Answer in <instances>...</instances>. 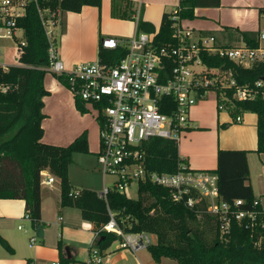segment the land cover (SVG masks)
<instances>
[{
	"label": "trees",
	"instance_id": "1",
	"mask_svg": "<svg viewBox=\"0 0 264 264\" xmlns=\"http://www.w3.org/2000/svg\"><path fill=\"white\" fill-rule=\"evenodd\" d=\"M121 4L123 0H113ZM102 0H37L38 7L61 12L79 13L83 7H100ZM220 0H179V21L194 18L198 7H219ZM261 12V10H260ZM172 20L169 14L162 16L154 44L161 46L173 43ZM23 31L25 45L18 57V64L0 69V200H22L24 212L36 224L40 219L41 172L58 179L60 205L79 210L81 218L91 224L97 233L96 248L102 252L118 240V236L102 230L111 215L123 233H147L155 242L147 247L152 259L159 262L168 258L176 264H264V228L251 226L246 220L233 222L230 238L221 236L219 221L209 214L205 202L195 199L187 207L175 202L167 188L148 180L137 183V198L110 191L106 198L91 189L73 188L68 169L75 153L88 154L86 134L82 133L67 146L43 143L42 121L44 76L48 72V40L43 30L37 8L27 7L24 17L17 20ZM138 30L154 34L155 30L146 21H138ZM246 46L257 48L259 36L255 32L241 33ZM125 54L123 48L103 49L98 44V59L105 64H114ZM208 67L231 69L236 84L252 91V97L242 101L232 99L233 90H226L231 103H226L230 115L235 118L243 112L256 115L257 146L255 153H264V83H256L264 77V62H256L250 68L215 55L203 54ZM55 76V75H54ZM65 87L62 77L55 76ZM67 88V87H66ZM76 109L86 113L83 103L75 99ZM100 127V126H99ZM144 168L158 174L175 173L182 163L178 155V143L172 139L149 138L140 144ZM245 150L218 149L216 168L218 193L222 201L232 204L243 201L240 209L261 211L259 202L254 205V196L249 183V169ZM261 231V245H256V232ZM0 245L13 253L10 245L0 237ZM68 261H65L67 264ZM23 264H31L26 261Z\"/></svg>",
	"mask_w": 264,
	"mask_h": 264
},
{
	"label": "built area",
	"instance_id": "2",
	"mask_svg": "<svg viewBox=\"0 0 264 264\" xmlns=\"http://www.w3.org/2000/svg\"><path fill=\"white\" fill-rule=\"evenodd\" d=\"M31 4L37 8L48 40V72L62 77L73 98L96 114L100 126L97 164L104 178L107 175L115 177L110 188L103 184L98 193L100 197L106 198L110 191L124 193L133 182L148 180L167 188L175 202L187 207L193 206L195 199L204 201L207 212L217 217L221 236L225 238L231 237L233 222L240 224L246 220L251 226L258 225L260 230L264 228V211L257 214L254 210L240 209L244 204L240 199L232 204L221 200L214 172L191 170L182 163L175 173L148 172L140 150V144L153 137L178 143L191 129L190 108L210 92L215 94L220 111L227 110L226 103H231L226 95L228 89L233 90V100L252 97L251 89L236 84L231 69L208 67L202 60L203 54L250 68L253 63L264 62V47L218 46L213 36L194 34L191 28L184 26L175 8L170 14L173 43L157 46L154 44L156 34L137 29L127 40L103 37L99 46L111 50L123 48L122 58L114 64H105L99 59L80 62L66 70L58 58L54 38L61 15L59 9H41L37 0H0V39L12 40L18 31H22L17 27V20L25 16ZM138 16V13L134 16L136 22ZM259 38L263 40L264 33ZM24 45L23 38L16 45L17 63ZM7 66L0 65V69L6 70ZM263 83L260 80L256 86ZM233 120L240 122V114ZM43 174L45 172H41ZM53 181L52 176L46 179L47 184ZM23 219L32 221L28 214H24ZM102 230L116 234L120 239L119 248L132 252L154 243L147 233H123L112 215ZM260 230L255 234L257 246L261 245ZM35 245L36 238L32 236L29 247ZM101 261L100 251L94 244L87 264H100Z\"/></svg>",
	"mask_w": 264,
	"mask_h": 264
},
{
	"label": "crops",
	"instance_id": "3",
	"mask_svg": "<svg viewBox=\"0 0 264 264\" xmlns=\"http://www.w3.org/2000/svg\"><path fill=\"white\" fill-rule=\"evenodd\" d=\"M113 3V0H102L100 7L85 6L79 13L61 12L54 38L58 58L64 67L69 68L80 62H90L95 57V54H97L98 59V41L100 38L109 37L104 34H114L111 38L127 40L133 36L136 29L138 30V21L140 20L151 24L155 30L154 34H156L161 25L162 16L169 14L172 9L177 8L179 0H123L121 4H118L116 10L113 8ZM210 8H217L216 10L219 12L217 19L220 24H222L221 22H225L223 26L210 29L221 34L223 41H219L215 33L195 30L185 21H182L183 25L191 28L194 34L213 36L218 46L228 47L238 46L235 41L236 39L243 41L241 36L243 32H255L258 36L264 33V27L260 26L261 18L264 17V0H220L219 7H198L194 9V14L198 13L197 11H202L201 17L205 18L207 16L206 11L210 10ZM136 13L139 15L137 22L134 20ZM226 20L229 21L227 22ZM249 21L253 22L252 25H247ZM60 22L63 26L61 31H59ZM57 30L58 33L60 32L59 34ZM22 34V31H18L11 42L13 41L17 45L18 41L22 39ZM115 35L126 36V38L116 37ZM258 39L261 46L260 42L264 41V39ZM59 48L60 50H64L66 54L71 50H77V57L75 54L72 56L61 55L59 54ZM44 87L48 91V95L43 99L44 106L42 111L45 115L42 121L44 134L41 141L43 143L47 142V144L50 143L51 145L67 146L82 133L94 128L93 121L89 126H86L84 123V119L87 118L91 110L87 109V112L83 114L79 112L76 109L75 100L70 91L50 72H47L44 76ZM205 99L207 97L203 100ZM214 99L216 100V96ZM203 100H200L190 108L188 115L191 129L178 142V155L182 164L191 170L211 172L216 168L218 149L247 151L246 159L249 169V183L255 201L259 202L261 210L264 211L260 200V197L264 194V153L258 154L254 152L257 146L256 115L251 112H243L240 114L241 121L236 123L228 109L218 110L217 101L215 103L211 99L212 101L202 103L201 101ZM92 118L98 124L95 116H92ZM73 120L77 121V123L73 124ZM68 121L71 122V125L68 124L69 126L65 123ZM88 134L89 153H75L73 155L72 163L68 169V176L73 188L91 189L99 193V177L95 173V167L101 173L96 159L100 149L99 125L98 142L96 138H91V133ZM89 157H92L93 160ZM86 159L91 160V163L87 164ZM255 159L261 161L259 176L255 175L256 169L253 164ZM77 171H79V176H81L80 180H77L75 177V172ZM45 174L48 173L45 172ZM92 178H96L97 183ZM102 180H104L103 175ZM54 182L55 180L51 184H48V186H52ZM57 182L59 183L58 179ZM75 182H79L78 185ZM58 191L59 198L54 203L53 226L59 229L64 242L58 240L57 244L53 245L54 250L50 251V257L53 259L59 258L63 263L68 261L67 264H87L97 235L92 231L91 224L81 218L79 210L60 205V187ZM41 192L40 185V219L36 224L23 219L25 212L22 200H6L20 201L21 203L19 213H8L9 218L13 221H25L24 223L35 232L37 225L44 222V203L42 204L41 201ZM58 203L61 208L58 207ZM74 211H77V214ZM1 214L0 211V217L2 216ZM18 226H22L21 229H18ZM17 230L23 231L24 224H18ZM32 236H36L35 233L28 239V249L37 250L36 253L38 255L44 253L46 250L45 239L42 237H40L41 239H36V245L30 248L29 240ZM0 237L4 240L7 239L1 230ZM119 241L120 239L114 241L110 247L100 252L102 256L100 264H172V260L168 258H162L159 262H155L147 248H142L137 252L119 248ZM6 242L8 243L9 240L7 239ZM153 242H155L154 236ZM66 248L69 249V254H67ZM12 249L14 252V248ZM24 260L23 263L30 261L31 264H35V260L31 257H25ZM51 264L56 263L53 261Z\"/></svg>",
	"mask_w": 264,
	"mask_h": 264
},
{
	"label": "rangeland",
	"instance_id": "4",
	"mask_svg": "<svg viewBox=\"0 0 264 264\" xmlns=\"http://www.w3.org/2000/svg\"><path fill=\"white\" fill-rule=\"evenodd\" d=\"M116 4L113 3V8L115 9ZM217 8H210V10L206 11L207 16L205 18L201 17V13H203L202 11H197L198 13H195L194 18L191 20H185L186 23H188V25L192 28H194L195 30H202V31H207V32H212L215 33L217 35V38L219 41H223V36L221 34H218V32H215L214 30H210L212 28H217L220 26H223V23L225 22H221L222 24H220V22H218V11L216 10ZM115 12V11H114ZM173 9L169 12L172 13ZM118 14V13H117ZM227 22L229 20H226ZM252 21L247 22V25H252ZM260 26L264 27V17L261 18L260 21ZM62 23L60 22V28L59 31L62 30ZM256 27V25H255ZM97 30V29H96ZM58 33V30H57ZM60 33V32H59ZM58 33V34H59ZM19 35V34H18ZM97 35V34H96ZM106 36L112 37L114 36V34H104ZM103 35V36H104ZM236 35V34H235ZM116 37H121V38H126V36H118L115 35ZM239 38V37H237ZM97 41V38H96ZM99 42V41H98ZM236 45L238 46H242L243 45V41L241 39H236ZM261 46L264 47V41H261ZM77 48V46H76ZM15 51H16V44L11 40L9 42V39H0V65H16L17 61L15 59ZM77 50H71L70 52H68L67 54L64 52V50H60L59 48V54H66V55H74L77 57ZM93 53V51H92ZM65 55V56H66ZM97 60V54H95V57L90 60V62H95ZM71 67L66 68V70L71 69ZM215 98V94L210 92L207 95V99L201 101L202 103L204 102H208V101H214L216 103ZM212 99V100H211ZM242 114V113H240ZM95 112L94 111H90V114L87 115V118L84 119V123L86 126H89V124L93 121L94 123V128H91L90 131H86L85 134L86 138L88 137L89 139V134L91 133V138H96L97 142H98V124L94 121V119L92 118V116H95ZM71 119V118H70ZM66 125L70 124L71 122H65ZM73 124H76L77 121L73 120L72 121ZM69 126V125H68ZM71 127V126H70ZM88 141V140H87ZM47 143V142H46ZM50 144V143H48ZM89 146V145H88ZM84 156V155H82ZM80 158H84V157H80ZM86 158V157H85ZM91 160H93L92 157H89ZM87 160V164L91 163V160L86 159ZM254 167H255V175L259 176L260 172H259V167L261 165V161L259 159H255V161L253 162ZM96 171V175L99 177L98 179V185H99V189L100 191L102 190V184H104L106 187L110 188L112 186V183L115 181V177L113 176H105L104 180H102V175L101 173L98 172L97 167H95ZM51 176L49 174H43L41 176V201L43 205V219L44 222H41L37 225L35 232H33L32 229H30V227L28 225H26V223H24L25 221H13L12 219L9 218V214H17L19 213V206H20V201H6V200H0V211H1V217H0V230L3 231L4 235L7 237V239L9 240V244L12 248H14V252L13 253H9L7 252L1 245H0V263L4 264V263H23L25 260V257H31L33 260H35V264H51L53 261L56 264H65L62 261H60V259H53L52 257H50V251H52L53 245L57 244V241H63L64 242V238L62 240L61 238V232L59 231L58 228H56L55 226H53L54 223V203L55 201L59 198V183L57 182V179L54 178L55 182L52 186H48V184L46 183V179ZM75 177L77 180L81 179V176H79V171L75 172ZM93 181L95 183H97V179L96 178H92ZM76 185H78L79 182H75ZM125 196L131 199H136L137 198V183L133 182L132 184H130L127 189L124 192ZM256 195V194H255ZM261 200V204L264 207V194L260 197ZM58 207H60L59 203H58ZM75 214H77V211H74ZM52 223V224H51ZM18 224H24V230L26 231H18L17 230V225ZM36 236H34L36 239H41L40 237L45 239V247L46 250L44 253L38 255L36 252L37 250H29L27 247V242L29 237L34 234ZM151 240L153 241V236L150 235ZM6 239V240H7ZM176 262L172 260V264H175Z\"/></svg>",
	"mask_w": 264,
	"mask_h": 264
},
{
	"label": "water",
	"instance_id": "5",
	"mask_svg": "<svg viewBox=\"0 0 264 264\" xmlns=\"http://www.w3.org/2000/svg\"><path fill=\"white\" fill-rule=\"evenodd\" d=\"M261 80L264 82V77H262ZM66 252H67V254H69V249L68 248H66Z\"/></svg>",
	"mask_w": 264,
	"mask_h": 264
}]
</instances>
